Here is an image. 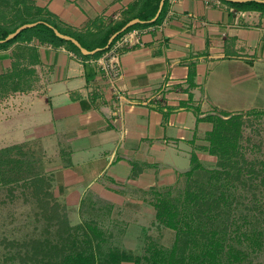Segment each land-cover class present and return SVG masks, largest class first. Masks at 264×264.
Masks as SVG:
<instances>
[{"label": "crops", "instance_id": "1", "mask_svg": "<svg viewBox=\"0 0 264 264\" xmlns=\"http://www.w3.org/2000/svg\"><path fill=\"white\" fill-rule=\"evenodd\" d=\"M137 1L0 0V24L14 26L38 8L86 34L127 17ZM208 1L169 0L158 24L120 37L118 98L99 58H82L67 44L32 36L0 48V76L20 63L0 98L2 143L41 139L55 156L53 201L80 222L105 219L125 250L156 223L150 193L176 184L192 154L212 160L213 119L264 110V17ZM158 231L151 236L169 248L173 231Z\"/></svg>", "mask_w": 264, "mask_h": 264}, {"label": "trees", "instance_id": "2", "mask_svg": "<svg viewBox=\"0 0 264 264\" xmlns=\"http://www.w3.org/2000/svg\"><path fill=\"white\" fill-rule=\"evenodd\" d=\"M168 1L164 0L159 16L152 23L149 20L155 16L160 0H138L127 17L109 24L104 29L86 34L61 27L49 12L36 8L34 16L24 18L14 26L5 27L0 24L1 40L23 24L38 22L35 26L20 31L14 38L0 43V48L35 36L40 42L67 44L82 58H99L128 31L158 24L167 11ZM221 1L239 10L264 12V4L255 1L245 3ZM133 18H139L143 22L118 33L108 44L109 38ZM49 25L63 34L74 37L84 48L99 50L92 55H83L71 42L58 38ZM19 65V61L14 60L10 72L0 76V82L17 77ZM218 121H220L218 117L213 119V130L208 137L209 153L217 156L216 166L205 169L192 154V167L184 174L185 188L179 193L178 199H169V203L166 204L163 223L176 232V237L171 247L160 248L159 252L155 251V256L163 260H161L162 264H241L251 254L257 257L264 256V168H258L254 163L247 161L239 151L235 150V145L228 143L221 145L219 140L218 145H215L216 138L219 139L217 132L221 130ZM16 146L0 149V182L2 183L19 179L16 176L17 171H12L13 173L10 174L9 171L7 172L10 170V159L4 160V157H9L10 151L16 149ZM201 170L202 175L195 174ZM193 175L196 177L193 178ZM49 187L50 185L45 195L53 200ZM56 207L58 204H55ZM155 208L159 210L156 204ZM72 241L73 244L78 243L76 239ZM87 243L90 244L91 241ZM84 252L85 250L75 249L71 254L64 256L65 259L62 257L58 262L51 264H92L89 261L91 259L85 258ZM124 258L122 256L115 259V263L105 260L102 264H120Z\"/></svg>", "mask_w": 264, "mask_h": 264}, {"label": "rangeland", "instance_id": "3", "mask_svg": "<svg viewBox=\"0 0 264 264\" xmlns=\"http://www.w3.org/2000/svg\"><path fill=\"white\" fill-rule=\"evenodd\" d=\"M257 12L264 17V12ZM11 80L14 82L16 77ZM11 80L0 82V98L10 92L8 85L13 87ZM3 89H6L5 93ZM238 114L218 117L221 130L220 134L217 132L219 139L216 138L215 145H218V140L221 145H235V150L247 161L254 163L258 168H264V110L252 109ZM227 132L230 134L226 135ZM3 141L8 140L0 138V149L17 145L4 160L10 159V170L7 172L10 174L17 171L16 176L19 179L9 183L0 182V264H51L71 254L75 249L85 250V258L91 259L89 261L92 264H102L105 260L115 263V259L122 256L125 257L124 261L133 264H162L163 260L155 256V251H161L159 249L162 246L156 243L151 234L155 236L161 234L158 230L169 228L163 223L166 204L169 199L180 197L179 193L186 185L185 176L170 187L150 193L149 198L154 208L155 204L159 206V210L155 208L156 223L149 231L143 230L138 236L136 249L125 250L121 236H108L110 227L105 219L80 222L68 215L64 207L45 195L50 184L49 168L55 162V156L51 155L41 139L30 138L8 145L2 143ZM196 158L205 169L216 166L215 155H212L210 161L199 160L197 156ZM195 174L202 175L203 171ZM31 179L34 180L33 184ZM55 204H58V207L55 208ZM171 230L176 237V232ZM72 239H76L78 243L73 244ZM88 241L91 243H87ZM166 243L169 245L170 241ZM241 264H264V256L251 254Z\"/></svg>", "mask_w": 264, "mask_h": 264}, {"label": "built area", "instance_id": "4", "mask_svg": "<svg viewBox=\"0 0 264 264\" xmlns=\"http://www.w3.org/2000/svg\"><path fill=\"white\" fill-rule=\"evenodd\" d=\"M207 6H224L221 0H209ZM245 15V12H242ZM124 42L121 39H117L111 47L98 59L99 69L101 76L104 78L107 84V90L115 98L121 96L117 87V81L121 77V65L119 56L124 48Z\"/></svg>", "mask_w": 264, "mask_h": 264}, {"label": "water", "instance_id": "5", "mask_svg": "<svg viewBox=\"0 0 264 264\" xmlns=\"http://www.w3.org/2000/svg\"><path fill=\"white\" fill-rule=\"evenodd\" d=\"M225 1L232 2V3H245V2H249V1H255V2H257V3H262V4H264V0H225ZM163 3H164V0H160V2H159V7H158V10H157L156 14H155V16H154L153 18H151V19L149 20V22L152 23V22H154V21L157 19V17L159 16L160 11H161V9H162ZM142 22H143V21H141L139 18H133V19L129 20L128 22L125 23V25H124V26H123L118 32H116L115 34H113V35L109 38V40H108V44H109L110 42H112V40L118 35V33L123 32V31L126 30L127 28H129V27H131V26H133V25H135V24H137V23H142ZM37 23H38V22H34V23H26V24H23V25L19 26V27L16 28L13 32L9 33L4 39H1V40H0V43L6 42V41H8V40L14 38V37H15L20 31H22V30H24V29H26V28L33 27V26H35ZM49 27L53 29L54 34H55L58 38H60V39H62V40H64V41H66V42H71L73 45H75V46L80 50V52H81L83 55H92V54H94L95 52H97V51L99 50L98 48H95V49H93V50H88V49L84 48L83 46H81V44L78 42V40H76L74 37H72V36H70V35H67V34H63V33H61L60 31H58L56 28H54V27H52V26H50V25H49ZM108 44H107L106 47H108Z\"/></svg>", "mask_w": 264, "mask_h": 264}]
</instances>
